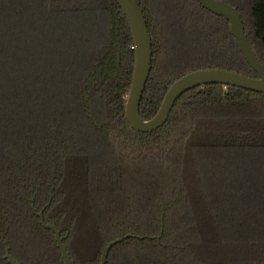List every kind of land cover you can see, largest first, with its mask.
Segmentation results:
<instances>
[{"label":"trees","instance_id":"1","mask_svg":"<svg viewBox=\"0 0 264 264\" xmlns=\"http://www.w3.org/2000/svg\"><path fill=\"white\" fill-rule=\"evenodd\" d=\"M151 38L139 114L195 70L256 77L196 0H134ZM236 7L264 64V0ZM134 44L116 0H0V264H264V93L207 84L166 121L125 116Z\"/></svg>","mask_w":264,"mask_h":264},{"label":"water","instance_id":"2","mask_svg":"<svg viewBox=\"0 0 264 264\" xmlns=\"http://www.w3.org/2000/svg\"><path fill=\"white\" fill-rule=\"evenodd\" d=\"M202 7L212 13L222 16L229 22V30L246 62L255 71L256 77L220 69L206 68L191 71L175 80L167 90L157 113L148 120H143L139 114L140 99L151 68V38L145 19L134 0H116L122 9L134 44V68L131 85L126 98L125 116L128 124L135 131L151 132L163 125L175 100L184 92L207 84H222L236 86L264 93V64L256 57L249 45L244 31L243 22L237 8L223 0H196ZM40 222L45 229L54 233L56 245L60 250L63 264H73L62 241L59 231L53 224L44 223L39 212ZM130 235L116 238L106 244L102 250L98 264H105L110 248ZM5 258L9 264H19L6 248Z\"/></svg>","mask_w":264,"mask_h":264}]
</instances>
